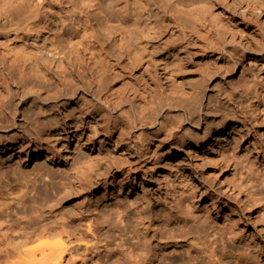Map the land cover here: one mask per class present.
<instances>
[{"label":"bare ground","instance_id":"obj_1","mask_svg":"<svg viewBox=\"0 0 264 264\" xmlns=\"http://www.w3.org/2000/svg\"><path fill=\"white\" fill-rule=\"evenodd\" d=\"M69 2L74 5H68ZM157 2L134 0L131 13L108 8L106 13L100 10L97 14H87L83 19L85 9L96 5L94 0H0V38L17 34L22 35L25 41H39L38 47L29 49L28 45L25 46L26 51L8 40L0 42V155L10 151L12 157L30 161L34 152L27 142L43 139L46 144L37 146L35 152L40 154L44 151L47 160L52 157L56 161L55 152L51 151V147L56 146L54 142H64L67 134L75 131L78 150L87 148L92 157L97 148L95 144L100 150L99 157L90 160H82L81 156V165L88 169L79 172L80 181L88 175L89 184H92L91 177L98 167H105L106 171L113 173L126 170L127 164L131 165V173L138 176L143 167L154 170L151 165L162 160L164 145L171 144L177 151L186 142L200 138V127L205 121L203 117H208L212 112H208L204 105V95L216 76H225L230 71L231 74L238 73L239 65L232 58L257 52L255 70L258 75L252 74L238 84H230L224 78V82L217 85L219 96L224 95L222 106L231 108L236 114L245 113V108L240 106L243 101L239 94L248 93L251 88L255 89L257 97L264 98V82L258 78L264 72V62L261 60L264 57V44L255 45L252 41L249 45L216 41L213 48L221 53V59L209 62L206 67L192 63L186 57L168 62L164 66L172 69L173 74L169 78L166 73L165 78H168L161 87L158 77L160 60L158 62L157 58L162 56L164 50L186 51L192 42L195 43L196 35L185 36L179 42L175 27V32L163 40L162 36L170 24L158 28L156 22L144 13L147 5L155 6ZM156 7L161 8V5ZM54 8L59 10V15L52 12ZM184 15L187 16L185 19L179 14L182 18L174 16L172 20H165L172 21L174 26L178 20L196 24L201 21L206 23L209 18L196 11L192 15ZM130 19L132 26L126 24ZM117 20L118 24L115 23ZM228 21L215 16L207 23L213 25L216 34L226 36L231 35L230 30L235 26ZM221 23L227 25L222 27ZM125 24L129 28L124 27ZM54 31L53 38L45 37ZM74 37L79 39L74 41ZM257 40L261 38L257 37ZM88 53L91 56L88 57ZM195 73L198 79H186ZM182 78L185 80L181 81ZM52 79H56L55 85ZM119 83L122 85L117 87ZM143 83L145 88L148 85L151 89L149 93L153 97V100L147 97L152 103L145 108L137 103L144 97ZM228 83L230 85L225 87ZM79 90L83 91V96L77 100ZM63 100H71L77 106L59 105ZM124 108L126 110L118 113ZM165 108L172 114L160 121ZM179 111L182 116H179ZM259 116H255L258 122L256 126L241 129L233 124L229 133L224 126L228 119L223 120L217 131H214L216 125L208 124L206 136L201 137L200 145H205L209 140L223 139L226 134L229 138L234 136L235 141L222 143L227 155L241 158L242 169L257 165L256 156L246 159L238 143L245 141L253 129L262 124ZM87 119L98 126V131L82 126V121ZM23 122L28 127H22L20 123ZM184 122L195 125L198 133L178 136ZM36 123L38 125L33 132L31 128ZM61 126L65 127V132L60 131ZM19 127L21 134L10 135V129ZM82 129L85 132L80 133ZM104 132L110 137L98 140ZM173 153L167 157H174ZM259 153L263 155L262 147ZM134 167L136 172L132 170ZM5 171L0 173V215L29 191L30 180L24 172L10 182ZM158 175L160 172H157ZM125 182H116L113 189L97 197L91 206L82 201L74 207L63 206V216L40 228L29 227L15 236H11L7 230L5 233L1 231L0 237L8 240L4 250L15 264H264V199L257 198L259 202L263 200L260 207L263 218L261 229H247L235 209L226 203L222 205L224 216L222 214L218 224L207 226L203 231H176L174 227L159 231L152 227V222H146L142 210L138 208L147 202L145 197L147 193L152 194V190L142 186L146 196L132 199ZM131 199L133 202L128 204ZM106 202L110 204V212L105 215L107 224L104 225L101 216L104 214L102 205ZM188 202L185 199L178 201L183 224L196 219V212L186 214ZM134 205L136 211L131 207ZM166 219L170 223L171 218ZM190 245L195 247V254Z\"/></svg>","mask_w":264,"mask_h":264},{"label":"rangeland","instance_id":"obj_2","mask_svg":"<svg viewBox=\"0 0 264 264\" xmlns=\"http://www.w3.org/2000/svg\"><path fill=\"white\" fill-rule=\"evenodd\" d=\"M141 1L143 2V0ZM157 1L158 4L155 6L152 4L147 5L144 13L156 22V27L158 28H163L166 24H170L162 36L163 40L169 38L176 30L178 33L177 35H179L177 36V38L179 37V42L185 36L188 38L189 36L194 37L196 35V40H194L195 43L192 42L193 44L191 43L190 48L186 49V51L183 50L182 52L170 49L162 51L163 54L160 53L162 56L157 58V61L159 62L160 60L158 63V71L160 72H158V77L160 79V84H162L161 87H163V83L166 82L165 80L168 78H165L166 73H168L167 76H169V78H171L173 74V70L167 69L164 65H168V62L174 59L178 58V60H181L180 58L186 57L191 60L192 63L195 62L201 67H206L209 62L221 59V53L215 50L216 48H213L216 46V41L222 44L227 41L243 42L246 45H249L250 41L255 45L264 44V0H257L258 3L256 0ZM133 2L134 0H94L96 5L85 9L82 13L83 19H86L87 14H97L100 10L106 13L108 8L118 12L131 13L134 5ZM68 5H74V3L69 2ZM159 5H161V8L156 7ZM58 11V9H52V12H56L57 15H59L57 13ZM195 11L196 13L209 17L208 20L215 16L216 18H224L227 21L230 20L228 22L235 25L234 28L230 30L231 35L227 34L224 36L221 34L219 36L215 33L213 25L211 23L209 24L210 21L207 23L208 20L205 21L207 24L203 23V21L195 24L193 22H186L185 20H178V24H174V26L172 21L171 24L165 20H172L174 16H179V14L184 16L183 19H185L187 17L184 15L185 13H190V15H192ZM182 16L179 17L182 18ZM130 18L133 19L132 17ZM131 19L126 23L127 25L130 23V26H132L131 22L133 21ZM115 23L118 24V20L115 21ZM126 24L124 27L129 28ZM220 25L224 27L227 24L224 25V23H221ZM144 26L145 23L142 24V27ZM175 27L177 28L174 31L173 29ZM179 33L183 36L181 37ZM53 34L55 35V31L47 34L45 37L53 38ZM45 37L44 39L42 38L44 41ZM257 37H260L261 40H257ZM119 38L121 39V36H119L118 39ZM73 39L77 41L79 38L74 37ZM7 40L19 46V48L24 51H26L25 46L27 45V47H30L29 49L39 46V41H25L22 35L17 34H10L6 38H0L1 43ZM38 40L41 39L39 38ZM21 45L23 46L21 47ZM172 55L173 57L170 59ZM60 56H63V54L58 55L57 58H60ZM89 56H91V53H88V57ZM256 59H258L257 52H253L242 58H240L239 55L234 57V59L232 58V60L239 65L238 73L231 74L230 71L226 73L225 76H216L208 85V90L206 95H204V105L206 109H208V112L210 110L213 113L211 112L208 117L204 115V125L200 127L199 131L200 138H194L191 140L192 142H186V144L177 151L173 149L171 144L164 145L161 150L162 160L151 165L154 170H147V167H143L138 176L131 173V169L129 168L131 165L127 164L126 170L114 171L113 173L106 171L105 167H98L95 175L91 177V179H93L92 184H89L88 175L86 179L80 181L78 179V176H80L79 172L88 169L87 166L81 165V156H83L82 160H90L96 156L99 157L100 150L99 146L95 144L97 148L95 149L94 157L90 155L91 153L88 152L89 150L87 148L78 150V135L75 131L67 134L64 142H54L56 146L53 145V148L51 147L52 150H50L55 152L56 161H53L52 157H50V160H47L44 151H41L40 154L35 152L37 146L41 147L42 144H46L43 139L40 141L36 139L27 142V145L31 146L34 152L30 161L24 162L23 158L12 157L10 151L1 154L0 173L7 170L5 171L6 174L9 175H7V180L10 179V182L14 181L15 178L20 176V172H24L30 182L28 184V193L22 199L18 201L15 200L11 204V207L0 215V232L2 231L5 233L7 230L9 233L11 232V236H15L18 232L29 227L40 228L43 224L51 223L56 218L63 216L64 213L61 211L63 206L74 207L81 201L85 202L87 206H91L97 197L106 195L110 189H113L116 182L122 180H126L127 192L130 191L132 199L136 196H146L143 189L144 186H148L149 189L152 190V194L147 193V197H145L147 202L140 205L138 208L142 210V216L146 218V222H152V227L158 228L159 231L171 227H174L176 231L179 229H184V231L187 230V232L189 230L203 231L207 226L218 224L217 222L221 219L222 214L224 216L222 205L226 203L235 209V212L242 218V222L243 224L245 223L244 225L247 229H261L263 226L261 220H263V218L261 217L260 207L262 206L263 200L259 202L258 199H264V153L262 155L259 151L261 147L264 150V98L257 97L254 88H251L248 93L241 92L239 97L240 100L243 101V105L240 106L245 108V113L240 112L236 114V112L231 111V108L222 106V98L224 95H222V97L219 96L220 92L217 89V85H221L225 80L224 78H227L230 84H238L249 78L252 74L257 76L258 74H256L255 70L257 66V63H255ZM261 60L264 62V57ZM138 74L139 72L136 73V75ZM198 78V74L195 73L189 75L186 79L194 81ZM258 78L264 82V72L260 73ZM55 80L56 79L51 80L53 85H55ZM180 80L183 81L185 78ZM230 84L228 83L225 87H228ZM121 85L122 84L119 83L116 86L119 87ZM146 86L147 88H145L144 83L141 85V88L145 89L142 90L144 97L142 96L143 98L137 101L138 104L144 106L143 108H145V106L147 107L148 103L151 104L152 101H150V99L153 98L151 97L152 93H149L151 89L148 88V85ZM153 86L154 85H152V87ZM164 87H166V85ZM166 91L170 92L168 89ZM82 96L83 91L79 90L76 93L77 100ZM148 96L150 99H148ZM58 104L71 105L74 108L77 106V104L73 103L71 100H63ZM208 106H210V109ZM125 108L119 110L118 113L126 110ZM165 109L161 113L159 118L160 121L172 114L169 109ZM234 113L235 115H233ZM178 114L182 116L180 111ZM258 114L260 115L259 119L260 122L262 121V124L255 127L245 141L238 143L239 150L243 153L245 152L246 159H250L252 156L255 158L256 156L257 165L254 164L251 167H244L242 169L241 162L243 160L241 158H232L227 155V151L222 148V143L226 141H235L236 139L234 136L229 138L228 134H226L223 139L209 140L205 145H200V140H202L201 137L203 138V136H206V125H216L214 131H217L219 126L224 123L223 120L228 119L227 124L224 126L225 129H228L229 133L233 124H236L235 126L239 125L241 129L256 126L258 122L256 123L255 116ZM187 115L188 114H186V117H188ZM82 123H84L82 126L90 127V129L98 131V126L89 123V119H87V121L84 120V122L82 121ZM20 125L22 127L24 126V128L28 127L26 122L20 123ZM37 125L36 123L31 129H36L35 126ZM193 126L184 122L178 136L185 135L186 133L197 134L198 130L195 128V125ZM60 128V131H66L64 126ZM34 129L33 132H35ZM20 131L21 127L12 128L10 129V135H15L17 133L21 134ZM82 132H85V130L82 129L80 133ZM232 134L233 133H230V135ZM109 137L110 134L104 132L98 140H104ZM117 138L118 136H116L115 140H117ZM22 143H26V141H22ZM157 144H160V141H157ZM171 152H174V157H167ZM259 166L260 168H258ZM132 170L133 172L137 171L136 167L132 168ZM157 172H160V175L157 176ZM97 178H100V180L98 181ZM132 199L128 200V204L133 202ZM180 199L189 201L185 206L186 214L192 213L193 211L196 212V219H194L193 222L183 224L184 222L179 214L181 207H178V201ZM131 207L135 211L137 210L135 205ZM102 208L104 214H102L101 217L103 218V224L106 225V216L110 212V204L106 202L102 205ZM169 217L171 218L170 223H167L166 218ZM105 218L106 220H104ZM12 229L13 231H11ZM2 238L4 240H0V250H2L0 251V264H12V261L14 263V259L9 257L4 250L8 240L1 236L0 239ZM8 239L11 240V237L9 236ZM190 249L192 253H196L194 246L190 245ZM102 260L106 261L105 258ZM160 262L162 261L160 260Z\"/></svg>","mask_w":264,"mask_h":264}]
</instances>
